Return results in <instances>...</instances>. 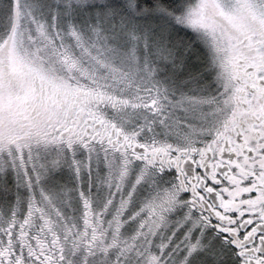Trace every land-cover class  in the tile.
<instances>
[{"label":"snow or ice","instance_id":"obj_1","mask_svg":"<svg viewBox=\"0 0 264 264\" xmlns=\"http://www.w3.org/2000/svg\"><path fill=\"white\" fill-rule=\"evenodd\" d=\"M0 264H264V0H0Z\"/></svg>","mask_w":264,"mask_h":264}]
</instances>
